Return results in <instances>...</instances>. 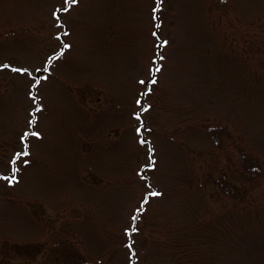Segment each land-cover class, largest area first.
Wrapping results in <instances>:
<instances>
[{"label": "rangeland", "instance_id": "rangeland-1", "mask_svg": "<svg viewBox=\"0 0 264 264\" xmlns=\"http://www.w3.org/2000/svg\"><path fill=\"white\" fill-rule=\"evenodd\" d=\"M3 65L0 264H264V0H0Z\"/></svg>", "mask_w": 264, "mask_h": 264}, {"label": "snow or ice", "instance_id": "snow-or-ice-1", "mask_svg": "<svg viewBox=\"0 0 264 264\" xmlns=\"http://www.w3.org/2000/svg\"><path fill=\"white\" fill-rule=\"evenodd\" d=\"M67 3H68L69 5H71V4H75V3H77V0H67ZM67 10H68V8L66 7V8L62 9L61 11H67ZM154 11H155V10H154ZM157 27H159V25H157ZM65 35H67V33H65ZM154 35H155V33H154ZM165 43H166V42H165ZM68 47H69V45L64 44V45L62 46L61 51H60L59 53H57V54H55L54 56L48 58V61H47L46 65H45V67H44L43 69H37L36 71H37V72H41V71H42V72H44V73H47V72H48V67H49V65L52 63V61L55 60V59H58L60 56H62L64 50L67 49ZM0 67L7 68V67H9V66H8V65H3V66H0ZM12 70L15 71V72H27V69H12ZM155 71H159V67H157V68L155 69ZM43 79H47V77H46V76H37V77H35V83L32 85V87H33V88L38 87L39 84L41 83V80H43ZM156 82H157V81H156L154 78L151 79L149 82H147V88H148V91H149V92L151 91V85H152V84H155ZM140 83L145 84L146 82H145V81H141ZM145 94H147V93H145ZM33 99L35 100L36 97L33 96ZM140 103H141V102H140L139 100H137V104H140ZM41 110H42V109L40 108V106L37 105V107L35 108V111H36V112H39V111H41ZM142 110H143V111H147V108H144V109H142ZM136 118H137V119L140 118V113H136ZM34 123H35V119L29 121L30 126H31L32 124H34ZM137 131H138V133H139L140 129H137ZM28 136H39V133L34 132V131H33V132H25V133L23 134V136H22V140H26ZM140 142H141L142 144L146 143V141L143 140V139H141ZM150 151H151V149H150ZM28 155H29L28 147H27V145H25V147H24V151H23V152H18V153H16V154H15V157L13 158V161H12V162L15 163L17 160L20 159L21 156L27 157ZM25 163H27V161H25ZM151 164L154 165V164H155V161H154V160L151 161ZM17 170H18V169H13L11 176L0 177V178H3V179H5V180H7L10 184H13V183L17 182V181H16V171H17ZM149 195H150V196H159L160 193H158V192H156V191H152V192L149 193ZM147 202H148V197H145L144 203H147ZM142 209H143V204L141 205V208H140V209H137V213H139L140 211H142ZM137 218H138L137 215H134V216L132 217L133 225H135V222H136ZM136 230H137V229L135 228V226H133V228L131 229L132 232H135Z\"/></svg>", "mask_w": 264, "mask_h": 264}]
</instances>
